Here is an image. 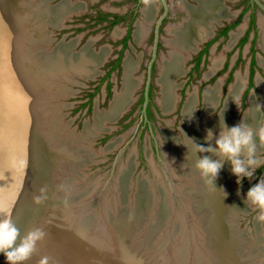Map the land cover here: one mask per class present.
Listing matches in <instances>:
<instances>
[{
  "label": "rangeland",
  "instance_id": "obj_1",
  "mask_svg": "<svg viewBox=\"0 0 264 264\" xmlns=\"http://www.w3.org/2000/svg\"><path fill=\"white\" fill-rule=\"evenodd\" d=\"M199 1L201 0H167L168 13L161 26V40L157 47L156 60L152 69L150 101L147 105L145 115H143V94L147 64L151 58L152 52L154 23L162 13L158 1L154 0V3L151 5L153 14L152 18L149 19L150 26L148 27L147 35H145L143 41L138 42L134 34H136L135 30L137 31L138 29V27L136 29L138 20H140L139 22L143 20V13L141 10H143L145 6L141 4V2H137V0H47L45 3L41 4L40 9H47L46 13L50 16L46 17L45 14L44 18L50 25L47 26V24L43 22L44 30L38 34L37 38L34 37L33 39H25L22 41L21 45L28 46L26 55L29 54L27 52L32 53L34 59L40 63L47 59L54 60L53 58H55V55H53V53L59 46L64 47L59 49V51H62L61 54L63 55H69V53L75 55L84 49L88 51L89 54H92V56L101 53L102 49L107 50L108 54H106L107 56H105L104 62L101 60L98 61H101V65L95 69L98 70L99 73L87 80L79 78L83 77L82 75L74 74L70 76L71 79L69 78V82H63L62 80L60 83L57 82L56 84L57 80L54 79V76L46 74L44 77V80H46L45 82H47L49 86L55 85L53 90H55L58 85L62 93H57V95L53 97L47 96V93H45L41 97L40 105L42 107L31 108L39 118L38 128L41 132L40 134L45 139L49 148L64 152V157L60 163H72L64 174L66 182H62V184L68 186L69 193L76 192L74 194L83 195L86 193L85 190H98L100 186L106 183L107 186L105 194L102 197L103 201H101L100 209L95 211V216L93 215V217H95V219L98 217L97 220L104 224L106 221L113 223L119 220L123 213L126 212L128 215L130 214V209L126 208L129 196L128 199H124L126 197L125 194L123 198L121 192L116 191V189H111L115 182L113 179L116 177L118 178V175L119 178L122 177L120 169L124 165H127V171L125 173L131 172L128 174L127 180L132 183L133 188H136L137 183L142 182L144 184H150L147 183L145 179H154L153 172H151V164H153L154 168L160 173V180L164 188L171 193L170 186L161 167L162 161L166 169L170 171L168 167L169 159H167L162 149V143L167 145V136L171 137L173 135L172 137H176L177 142L184 146L186 137L184 132H182V127L185 125L184 108L188 99L190 97L194 99L193 115L195 121L198 123L199 120L204 117L202 114L204 110L205 93L219 87L216 105L213 106V110L211 109L210 113L207 115V118L212 120V118L214 119L221 115L225 109L226 101L232 86H234L237 79L240 78L242 80V87L238 98L233 101L231 108V115H233L231 127L236 125L241 126L249 113L250 103L253 102L257 110V118L255 119L257 136H254L260 147V150L255 151L253 156H257L258 161L262 163L251 170L253 171L251 177H239L240 183H237L238 177L236 175L231 178L233 173L230 171L225 175L219 174L221 178H219V181L217 180L215 184L218 186L217 190L222 192L220 197L226 198L225 202L221 200L223 204V207L221 206L222 211L215 210V207L217 208L219 204H216L217 202L215 203V199L213 201V198H211L213 196L207 195V189H205L206 192L201 191L204 187H199L200 192L196 194L197 198L194 199L197 201L195 205L201 209L195 210L205 212L207 215L206 220L218 213V221H215L214 225L219 227V222L220 224L223 223V225L228 228L226 229V235L243 237H239L240 240L244 239L242 240L241 247L243 245V247L247 246L248 252H250L249 256H251L253 252L251 249H256L258 247L257 254L258 256L262 254V256H252L250 259L251 264H256L259 258H264V223H258L256 221L255 217L258 211L254 210L251 205L248 206L245 201L249 188L261 180H264V145L261 144L258 136L259 129L264 127V93H262L261 88L262 86L264 88V67L262 65V62H264V50L260 47V23H264V16L260 13L259 9L255 10L253 20L258 33L257 41H255L254 44V46L257 47L256 51L258 50L256 54V65H258L260 69L257 68L253 79V86L249 87L248 91L251 46H253L251 44L253 28L249 21V14L252 11L249 5L250 2L249 0H223L220 6L225 9L229 16L235 14V17H227L225 20L222 19L220 21L224 28L230 29V32L219 38V32L222 31L223 27L215 24L213 18H206L205 21L207 25H211L214 28H212L213 30L209 29V31H213L215 35L212 37V33L208 31L209 34L202 36L203 41L198 40L199 42H194L197 44L196 47L187 46L188 58L181 61V66L177 75L173 76L172 82L168 83L169 87L172 84L174 88L172 90L175 97L174 105L170 111L164 112L159 103V100L162 98L160 95L161 86H159L158 83L160 75L159 63L169 54V48L167 47V39L170 37L168 33L169 29L173 27L174 24L182 21L185 16L184 12L179 9L180 5H187L192 8L196 7ZM63 7H65L67 11H69L70 8L68 14L65 15L67 18L65 17V20L59 19L61 20L59 22L60 25L52 27V20H54L55 17L58 18L60 14L62 15L60 9ZM57 8L59 9L56 11ZM136 9L140 11L136 12L135 16L130 15V13L132 11L134 12ZM105 14H117L122 20L114 25V27L109 26L100 20V17ZM131 20L132 22H130ZM129 22L131 23L132 38L128 40L127 46H124V49L121 50L120 43L122 38H124ZM191 37L192 35L190 34L188 38ZM195 40H192V42ZM29 46H33L34 50L31 48L32 51H28ZM206 47L207 49L205 50ZM204 50L206 51L205 55ZM64 51L65 54L63 53ZM57 54L59 53L57 52ZM118 55L120 56V61L117 65ZM28 57L31 58L30 55ZM70 58L69 56L65 58L63 56V60L66 59V61H64L66 64L63 63L65 65L64 67H66ZM215 61L217 63L216 66L213 67ZM127 63H133L134 70L131 73V77L133 80L135 79L137 81H135L136 84L129 89L131 94L128 91V95L125 92L126 84L124 85V83H126L124 76L125 65ZM50 79L53 82H51ZM63 91L66 93L65 96H63ZM39 93H42V91ZM121 94H124V97L128 96L125 103L126 105L123 107V110L117 108L118 113H116L112 103L113 101L116 102L115 99L120 97ZM258 105L260 106L259 108ZM46 114L48 116H46ZM145 119L148 123L145 122ZM132 151L134 152L132 157L133 161H129V155L130 153L132 154ZM204 152L205 151H201L200 159L204 158L202 157V153ZM205 157H207V155ZM178 158L181 157L178 156ZM186 158L187 157L181 158L185 160L188 165L187 168L184 166L185 170H195L196 168L194 165L196 164L192 162V159ZM60 163L54 168L56 169ZM189 163L191 166H189ZM129 165L131 166L129 167ZM195 172L197 173L199 171L196 169ZM219 175H217V177ZM171 180L173 186L179 184L177 179L171 178ZM198 180V185L202 182L206 184L205 188H208L209 184L206 183L204 179L199 178ZM95 182L100 186L96 185ZM161 191L162 188L156 192V195H160ZM232 191L235 193L233 192V194ZM170 195L171 198L174 197L172 194ZM90 197L91 195L86 198L83 197L81 200L90 199ZM183 200H185V197ZM221 201H219L220 204ZM173 202L171 203L174 204ZM238 203L241 206L234 205ZM109 204L114 206L112 207ZM148 205V208H150V204ZM179 205L180 204L176 202V206L180 209ZM172 208L174 207L172 206ZM102 211H104V213ZM183 211L184 212L181 211V213L185 214V216L181 214L183 217L181 216L180 220L188 222L185 217H187L186 214H189V211L187 208L183 209ZM234 214H236V216ZM164 218L166 219L165 216L163 219ZM191 220L193 223H191L190 227L192 226L197 230L196 234H198L200 238L201 230H199V223L195 221L198 223L196 224L194 222L193 215H191ZM145 224L144 222L141 225L142 231L145 228ZM214 225L211 224L209 228ZM149 227L150 226L146 227L148 231L147 236H138L135 237V240L137 243L144 246L153 258L158 257L160 254L161 260H165L166 263L170 261L171 264H177V262L183 259L184 264L200 263V256H203V252H205L204 250H207V248L199 247L200 239L196 238L195 235L189 240L185 237L187 233L189 235L188 230L191 229L188 225H186L185 228H181L179 233L176 231L177 233H175L177 235H172L170 251L168 250L167 252H164L167 250V242L164 241V239L167 238L168 231V234H174L172 232L174 224L170 225L169 223L167 226L158 227L152 237L150 234L153 228ZM216 234H218V230ZM148 239H154V242L148 243ZM254 240L255 242H252ZM189 244L193 246V251L190 253ZM243 256L246 257L245 254H243L242 257ZM247 261L249 260L242 262V264H247ZM262 264H264V262H262Z\"/></svg>",
  "mask_w": 264,
  "mask_h": 264
},
{
  "label": "bare ground",
  "instance_id": "obj_2",
  "mask_svg": "<svg viewBox=\"0 0 264 264\" xmlns=\"http://www.w3.org/2000/svg\"><path fill=\"white\" fill-rule=\"evenodd\" d=\"M46 1L47 0H36V1L35 0H18L17 6L20 10L21 15H17V17H18L17 21L14 18V26L15 25L17 26V29H19V34L21 36L17 37L13 41L12 46H14V48L17 50V53H16L17 65L19 66V69L21 70V73H22V75L19 74L21 79H22V81H20V83H22L23 86L25 85L24 86L25 88L27 87V91H31V93L36 94L34 96L33 100L31 101V103L33 102L32 107H40L41 106L40 105L41 104L40 103L41 97L45 93H47V96H50V97L56 96L57 93H62L60 91V88L58 87V85L55 88V90H53L55 85L49 86V84L47 82H45L46 80H44V77L46 76V74L54 76V79L57 80L56 84H57V82L60 83L62 80H63V82L64 81L69 82L70 76H72L74 74H78L80 76L82 75L85 78H91L92 76H94L96 74V71L94 69H95V66L97 65V63H99L98 61L99 60L103 61V59L106 58L105 56H107L106 54H108L107 50L102 49L101 53L92 56V54H89V52L85 51V49H84L80 53H77L75 55H73V53L72 54L69 53V55H67V54H65V51H64L63 53L65 55H63V54H61L62 51H59V49L64 48V47L59 46L58 48H56V50L53 53V55L57 54V52L59 53V54L55 55V58H53L54 60L47 59L44 62L42 61L40 63L34 59L32 53H30V52H27V53H29L27 55L28 56L30 55L31 58L28 57L26 55V51H27L28 46L26 47L24 45H21L22 41L25 39H31V38L33 39L34 37L37 38L38 34L44 30L43 22H45L47 24V26L50 25L48 22H46V19L44 18L45 14H46V17L50 16L46 13L47 9L46 10L41 9L42 11H40L38 9V6L40 4L45 3ZM197 3H198V5L196 7H192V8L188 7L187 5H180L179 9L184 12L185 16H184L182 21H180L177 24H174V26L171 27L169 29V32H168L170 35V37L167 39V45H168L167 47L169 48V54H168V56L164 57L159 63L160 64V73H159L160 75H159V79H158L159 86H161V90H160L161 94L160 95L162 96L161 100H159L160 101L159 103L161 104L164 112L170 111L172 109V106L174 105L175 97H174V94L172 91L174 88H173V85L171 83H170L171 86L169 87L168 83L172 82L173 76L177 75V72L179 71V68L181 66V61L184 60L185 58L186 59L188 58L187 46H195V45L197 46V44L194 42H196L198 40L200 41L202 39V36H204V34L207 33L206 28H209V26L207 25V22L205 21L206 18L210 17V18H213V20L215 22L216 21L218 22L221 19H225L228 17L227 12L224 10L223 7L220 6V4L223 3V0H201ZM224 3H225V1H224ZM58 9L59 8H57L56 11ZM60 10H61L62 15L60 14V16L58 18L55 17L54 20H52L53 22L51 23V26L60 25L59 22L66 17L65 15L68 14V12L70 11V8H69V11H67L65 7L61 8ZM72 10L74 11L73 8H72ZM52 11L56 12L55 10H52ZM152 14H153L152 6H148V7L143 8V20L141 22H138V26H137L138 29H137L136 34H135V37H136L138 42L143 41V39L145 38V35H147L146 33L148 31V27L150 26V20L149 19L152 18ZM56 18H57V20H59V19H61V20L57 21ZM18 20L21 22L23 20V25ZM260 26H261L260 44H261L262 49L264 50V23L261 22ZM14 30H16L15 27H14ZM16 32H17V30H16ZM190 34L192 35V37L188 38V36ZM192 40H195V41L192 42ZM6 41H7V39H6ZM184 47H185V49H184ZM29 48H28V51H30V50L32 51V49L34 50L33 46H29ZM63 56H64V58L68 57V56L71 57L70 61H68V63H67V65L69 67L67 65H66V67H64L65 65L63 63L66 64V62H64V61H66V59L63 60ZM216 63H217L216 61H215V65L213 63V65H214L213 67L216 66ZM62 64H63V66H62ZM262 65L264 67V62H262ZM133 70H134L133 63H127L125 65L124 79H125L126 83H124V85L126 84L125 92L127 93V95H128L129 89H131V87L133 85H135L137 82L135 79L133 80L131 77L132 76L131 73L133 72ZM56 72H58V73H56ZM53 73H56V74H53ZM76 77H78V76H76ZM47 81H49V80H47ZM51 82H53V81L51 80ZM241 87H242V80L240 78H238L236 83L234 84V86H232L231 91L228 95V99L226 101L225 109L223 110V112L221 113L220 116H218L214 119L212 118V120L208 119L207 115L210 113L213 106L216 105L219 87H216V88L209 90L205 93V95H204L205 96V98H204L205 99L204 110H203V114H202L204 117H203V119L199 120L198 123L195 121L194 115H193L194 99L192 97H190L188 99V102L186 103V106L184 108L185 125L182 127V132H184L185 137H186V140H185L186 145L184 144V146H183V144L178 143L176 140V137H172L173 135L171 137L167 136V139H166L168 141L167 145L162 143V149H163L167 159H169L168 167H169L170 171L167 170L168 175L170 178H174V179H177L179 181V184L172 186V188L170 189L171 193H169V191L166 188H164V185L161 183V180H160V173L156 168H154L153 164H151V168H152L151 172H153L154 179H152V178L150 180L145 179V181L147 183H150V184H144V183L140 182V183H137L136 188H133L132 183L127 180L128 176H129L128 174L131 173V172L125 173L127 171L126 170L127 165L126 166L122 165L123 166L122 168L120 167L121 168L120 174L122 175V177L119 178V175H118V178L116 177L115 179H113V180H115V182L113 183V187L111 186L112 187L111 189L112 190L116 189V191L121 192L123 198H124L123 195L125 194L126 197L124 199H128V196H129L128 203L126 204V206H127L126 208L130 209V214L128 215L125 212V213H123V215L121 214L122 216L119 218V220H121V218L123 216L127 217V218H125L126 220H124V218H122L123 223L121 222L122 225H125L126 229L131 228V227H132L131 229H133V227H135V226L142 225L143 222L141 220L144 219V217H146V220H148V219H150V216L153 214L154 217L152 216L153 221H151V225H152V223H154V225H152L153 229L151 230V234H150V236L152 237L153 234H155V230L158 227L161 228L163 226H167V224L170 222L168 217L166 219H163V217L167 215V212H169L172 216L170 225L174 224V228L173 229L171 228V229H172V232L174 233L173 235L175 236V235H177L176 233L179 232V230L181 228H185L186 225H188L190 227L191 223H193L191 220V215H193L194 222L196 221L199 223V230H201V236L199 238L198 234H196L197 230H195L191 226L190 227L191 229L188 230L189 235L187 233L185 235V237H187L189 240L192 238L193 235H195L196 238L200 239L199 247H206L207 248V250L206 249L204 250L205 252H203L204 253L203 256H200V263H196V264H203V263L211 264V262H213L212 259H214L215 256H214L213 252L210 251V249H209V246H210V244L212 246V243H211V239L209 238V234L206 231L207 220H208V219L206 220L207 215L205 212L195 210V209H197V210H201V209L195 205V204H197V201L194 198H197L196 194H198V192H200L199 187L200 188L204 187L201 191L206 192L205 189H207V195L209 194L210 196H213L211 198H213V201L215 199V203L217 202L216 204H220L219 201H221L223 199V198L218 197L216 195V190L218 189V186L215 183L217 180L219 181V178H221L219 174L225 175L226 174V173H224L225 171L226 172L230 171L232 173V170H231L232 164L226 157L219 154V151H218V148L216 145V141H217V139L220 138V135L222 132H226L227 129L231 128V124H232L231 122H232V116H233V115H231V108L233 105V101H235L239 96ZM261 88H262V93H264L263 86ZM40 91H42V93H39ZM129 93L131 94L130 91H129ZM65 95H66V93L64 92L63 96H65ZM124 96H125L124 94L123 95L121 94L120 97L117 96L118 97V98H116L117 100L115 99L116 102H114L113 109H115L114 111L116 113H118L117 108H119V110L120 109L123 110V107L126 105L125 103L127 101L128 96L127 97H124ZM46 116H48V115L46 114ZM256 116H257V110L254 107L253 102H251L249 113L247 114L246 119L242 122L241 127L244 130L250 129L253 132V142L255 143L256 149H257V148H259V144L256 142L255 136H254V135L257 136V134H256L257 131L255 128V119L257 118ZM209 130H211V132H212V137H211V139H206ZM27 136H28V134H27ZM29 136H31V133L29 134ZM202 143H204L205 146ZM209 146H211L213 149H216V151H205L206 154H205V152L202 153V157H205L207 155V157L209 159H211L213 161L220 162L222 164V168L219 171L220 173H218L219 176L216 177L215 180L213 181L214 186L209 184L208 185L209 190H208V188H205L206 187L205 183L203 184L201 182L202 185L200 183L198 185L197 181H199L198 179L201 178L200 173L197 172L198 173L197 174L195 172L196 169L195 170H193V169L185 170L184 166L187 168L188 165L186 164V161L182 160L181 158L182 157L183 158H185V157L189 158V156H191L190 158L192 159V162L196 164L199 161V159L201 158L200 157L201 156L200 155L201 154L200 148L205 147V149H206ZM133 155H134V152L132 151V154L130 153V155H129V161H133V158H132ZM178 156H180L181 158H178ZM96 157H97V155H96ZM239 158L244 161V163L248 169L251 167V166H248V164H247V161L249 158L255 160L256 163L258 161L257 156L252 155L251 157H249L247 148L242 149ZM71 165H72L71 162L60 163V165L56 168V170L53 172L54 174L52 175L54 184L59 185V183H61V182H66V180L64 179V174ZM130 166L131 165H129V167ZM189 166H191V164ZM95 183H96V185H99V184H97V182H95ZM160 188H162V191L160 194L161 196L158 195V196H160V197H158L156 195V192H158ZM68 189H69L68 187L67 188L64 187V191L66 193L74 196V193H76V192L69 193ZM197 190H199V191H197ZM92 191H93V189L87 191L85 193V195H87V196L91 195V197L96 199L99 191L97 189L94 190L95 192L93 191L94 193ZM233 192L234 191H232V193ZM113 194L116 195L114 192H113ZM170 194H172V196H174V197L171 198ZM236 194H235V196H236ZM155 195L157 196V198ZM87 196H82V198L83 197L86 198ZM91 197H90V199L88 198L87 200L86 199L81 200V202L82 203L88 202L92 199ZM116 197H117V195H116ZM184 197H185V200H183ZM225 200H226V198H225ZM230 200H227V201H230ZM113 202H115V201H113ZM171 202H173L174 204H172ZM176 202H177V204L178 203L180 204L179 205L180 209H179V207L176 206ZM221 203H222V201H221ZM148 204H150V210H151V212H149V214H147V210H149ZM234 205L241 206L239 203L234 204ZM247 205L250 206L249 204H247ZM110 206H112V205H110ZM115 206H116V204H115ZM128 206H130V207H128ZM172 206L174 208H172ZM186 208L189 211V214H186L188 218L185 217V219H187L188 222L184 221L185 222L184 223L183 221L180 220V217L182 215L185 216V214H182L181 211L184 212L185 210L183 211V209H186ZM102 212L104 213V211H102ZM91 215L95 216V213L91 212ZM234 215L236 216V214H234ZM103 216H105V215H103ZM97 218H96V221L100 222L97 220ZM119 220H116V221H119ZM100 223H101V224H99L100 227L104 226V223H102V222H100ZM145 223H147V222H145ZM198 223H196V224H198ZM162 224H163V226H162ZM234 225H236V224H234ZM100 227H98V229L101 230ZM171 227H173V226H171ZM187 229H188V227H187ZM184 233H185V231H184ZM239 235H241V234H239ZM216 236L219 239H221V237H223V233H222V230L220 228H218V234H216ZM239 237L240 236H238V238ZM215 240H217V239L216 238L213 239V242ZM242 240H244V239H242ZM233 241H235V240H233ZM147 242L152 243V242H154V239L153 240L148 239ZM171 242H172V239H171ZM252 242H255V240ZM126 243H127L126 244L127 248H129V249H131V248L135 249V250L142 249L144 254H145V257L147 258L148 264H160L161 262L165 261V260H161L160 254L158 257L153 258V256L150 255V252H148L144 246L137 243L135 238L132 240H127ZM216 243L217 244H215L214 247H215V249L216 248L218 249L220 246H219L218 241H216ZM243 246L241 247V244H240V248L237 250V258H238L237 264H242V262H244L246 260H249L246 262L247 264H251L250 259L252 258V256L253 257L258 256V254H257L258 253V251H257L258 247L256 249L255 248L251 249V251H253V252L251 253V256H249L250 252H248L247 246H245V247H243ZM179 247H180V245H179ZM243 249H245V250H243ZM219 250H221V249H218V251ZM255 251H257V252H255ZM243 254H245L246 257H244V256L242 257ZM170 255H171V253H170ZM190 256L193 257L192 255H190ZM259 256H260V254H259ZM263 257H264V253H263ZM220 259H221V261H219V263L225 264V261L222 260L224 258L220 257ZM260 259L261 258H259V260ZM262 259L260 261H262ZM126 260L128 261V259H126ZM183 260L177 262V264H182V263L184 264ZM49 264H50V262H49ZM51 264H63V263H61L59 261H55ZM74 264H86V263L75 262ZM165 264H171V262L168 261L167 263L165 262ZM172 264H174V263H172Z\"/></svg>",
  "mask_w": 264,
  "mask_h": 264
},
{
  "label": "water",
  "instance_id": "obj_3",
  "mask_svg": "<svg viewBox=\"0 0 264 264\" xmlns=\"http://www.w3.org/2000/svg\"><path fill=\"white\" fill-rule=\"evenodd\" d=\"M17 1L0 0V219L9 218L20 229V238H18L17 243L33 228L40 227L45 231V239L38 242L36 253L26 264H37L43 256L49 257L50 264L55 261L63 264H74L75 262L86 264H148L143 250L129 249L126 242L138 236H147L146 227L152 228L154 225V223L151 225L153 214L150 219L146 220L144 217L141 220L143 223L147 222L143 231L141 225L135 226L133 229H131L132 227L127 228V230L125 225L121 224L122 218L126 220V216L112 224L106 221L104 226L100 227L99 224L101 223L96 221L91 212L94 211L95 213L96 210L100 209L107 184L100 186L96 199L92 198L84 203L81 202L82 196H87L84 192L83 195L74 194L73 196L64 191V187L67 188L68 186H64L62 182L59 185L54 184L52 176L56 170L54 167L61 162L64 152L50 149L41 136L38 128L39 118L31 108L33 103L31 101L35 94L27 91V87L25 88V85L20 83L22 79L19 74L22 75V73L17 65V50L12 46L13 41L21 36L17 26H14V18L17 21V15H21ZM250 1L264 13V4L260 0ZM161 4L163 11L154 23L151 58L147 64L142 105L143 115H145L150 101L152 69L156 60L157 47L161 40V26L168 13L167 0H161ZM40 7L41 4L38 9L42 11L44 8L41 10ZM21 24L23 25V20ZM101 61L97 63L95 68L101 65ZM104 61L105 58L102 62ZM95 71L96 74L99 73L98 70L95 69ZM79 78L82 80L90 79ZM112 104L114 106V101ZM145 122L148 123L146 119ZM30 133L31 136H29ZM257 150L259 151L260 147ZM161 163L171 189L173 182L168 175L166 166L162 161ZM260 163L262 162L258 161L256 164L259 165ZM255 167L253 165L248 170L251 171ZM42 188L46 190V199L42 203L36 204L34 197L41 195ZM221 193V191L216 190L218 197ZM221 198L224 199L225 197L221 196ZM223 199L222 201L225 202ZM221 206L223 207L222 203L217 205L215 210L222 211ZM148 209L147 214L151 212L150 208ZM168 215L165 217H168L171 222L172 216L169 212ZM217 216L219 217L218 213L207 220L206 231L212 243L209 249L215 256L211 264H220V257L224 258L222 260L225 261V264H237V250L240 248L242 240L226 235L228 228L223 223L219 224L220 227L214 225V222L218 221ZM211 224L214 226L209 228ZM217 228L222 230L223 237L221 239L216 236ZM168 233L167 238L164 239L167 242L165 252L170 251L173 235ZM215 238L217 240L213 242ZM216 241L220 246L218 249H221L219 251L214 247L217 244ZM188 247L189 253L192 252L193 246L189 244ZM261 256L262 254L259 257ZM260 262L258 260L256 264H262L264 258ZM0 264H8L2 253H0ZM160 264H165V261Z\"/></svg>",
  "mask_w": 264,
  "mask_h": 264
},
{
  "label": "clouds",
  "instance_id": "obj_4",
  "mask_svg": "<svg viewBox=\"0 0 264 264\" xmlns=\"http://www.w3.org/2000/svg\"><path fill=\"white\" fill-rule=\"evenodd\" d=\"M145 6H151L154 0H141ZM260 106L258 105V108ZM259 140L264 145V127L258 131ZM212 132L208 131L206 139H211ZM216 145L219 154L226 157L232 164V173L238 177L237 183H240L239 177H251L253 171H249L245 163L240 159V154L243 148H247L249 157L256 151V145L253 142V132L248 129L244 130L240 125H236L222 132L220 138L217 139ZM201 151H216L211 146L208 148H201ZM248 166H259L256 161L249 158ZM195 168L199 171L201 178L206 183L213 185V181L217 177L222 164L218 161H213L208 157L200 159ZM214 186V185H213ZM45 189H41V195L34 197V202L40 204L46 199ZM246 204L258 211L255 217L258 223H264V180H261L254 186L250 187L247 192ZM46 233L40 228L36 227L27 232V234L20 239V229L9 218L0 219V253L4 254L8 264H26L37 251V244L45 239ZM37 264H49V257H41Z\"/></svg>",
  "mask_w": 264,
  "mask_h": 264
},
{
  "label": "flooded vegetation",
  "instance_id": "obj_5",
  "mask_svg": "<svg viewBox=\"0 0 264 264\" xmlns=\"http://www.w3.org/2000/svg\"><path fill=\"white\" fill-rule=\"evenodd\" d=\"M156 1H158V4L160 5V8L163 11L162 4H161V0H156ZM260 1L264 4V0H260ZM137 2H141V0H137ZM249 2H250V4H249L250 5V9L252 10L250 12V14H249V21L251 22V27L253 28L252 41H251V44L253 46H251L250 72H249V83H248L247 91L249 90V87H252L253 86V79H254L255 72H256L257 68L260 69V67H258V65H256V61H257L256 60V54H257L258 50L256 51V48L257 47L254 46V44H255V41H257L258 33H257L256 25H254V20H253V15H255V10L256 9H259V8L255 4H251V1L250 0H249ZM139 9L134 10V12L132 11L130 13V15L135 16V13L140 11ZM259 11L264 16V13L260 9H259ZM141 12L143 13V10H141ZM100 20L102 22L106 23L107 25L114 27V25H116L122 19L117 14H111V15H106L105 14L104 16H101L100 17ZM139 21L140 20H138V22ZM130 22H132V20ZM130 22H129L128 26H127V29H126L124 38H122L121 43H120L121 50L124 49V46H127L128 40L130 38H132V30H131V23ZM136 29H137V25H136ZM222 30H224V35H225L226 33L229 32L230 29H226V28L223 27ZM135 33H136V30H135ZM206 49H207V47L205 48V50ZM205 50H204V55L206 54V51ZM119 59H120V56L118 55L117 63H119V61H120ZM150 95H151V90H150Z\"/></svg>",
  "mask_w": 264,
  "mask_h": 264
},
{
  "label": "crops",
  "instance_id": "obj_6",
  "mask_svg": "<svg viewBox=\"0 0 264 264\" xmlns=\"http://www.w3.org/2000/svg\"><path fill=\"white\" fill-rule=\"evenodd\" d=\"M224 10H225V9H224ZM230 15H231V14H230ZM228 17H235V14H232V16H229V14H228ZM221 20H222V19H221ZM221 20H220V21H221ZM224 20H225V19H224ZM220 21H218V22L216 21L215 24L220 25V26L223 27V25L220 23ZM212 28H213L212 26H211V27L209 26V28H207V30H206L207 33H205L204 35H207V34H209V32H210V33H212V37H213V35H215L214 32H213V31L211 32V30L209 31V29H212ZM213 29H214V28H213ZM213 29H212V30H213ZM208 31H209V32H208ZM229 32H230V30H229ZM219 35H220L219 38H221L222 36H224V30H222L221 32H219ZM207 38H208V37H207ZM200 41H203V39H201ZM198 44H199V43H198ZM195 46H196V45H195Z\"/></svg>",
  "mask_w": 264,
  "mask_h": 264
},
{
  "label": "trees",
  "instance_id": "obj_7",
  "mask_svg": "<svg viewBox=\"0 0 264 264\" xmlns=\"http://www.w3.org/2000/svg\"><path fill=\"white\" fill-rule=\"evenodd\" d=\"M117 65H118V63H117Z\"/></svg>",
  "mask_w": 264,
  "mask_h": 264
}]
</instances>
